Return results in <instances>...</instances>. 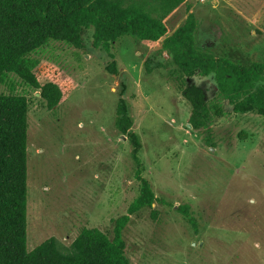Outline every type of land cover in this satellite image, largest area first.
Here are the masks:
<instances>
[{
    "label": "rangeland",
    "instance_id": "obj_1",
    "mask_svg": "<svg viewBox=\"0 0 264 264\" xmlns=\"http://www.w3.org/2000/svg\"><path fill=\"white\" fill-rule=\"evenodd\" d=\"M199 20L197 44L217 57L264 63V0H186L171 17L173 33ZM51 42L33 55L62 72L72 89L53 110L39 92L11 76L0 91L30 100L28 249L54 237L69 248L83 228L113 238L116 221L138 197L128 138L115 128L121 92L141 138L143 177L159 200L131 216L124 230L132 264H264V117L240 115L218 95L213 77L196 75L210 103L226 111L207 130L189 127L190 104L178 89L162 43L123 38L113 60L93 47ZM116 62L117 73L108 69ZM164 65V66H162ZM47 80H42L44 84ZM189 205L198 233L178 211Z\"/></svg>",
    "mask_w": 264,
    "mask_h": 264
},
{
    "label": "trees",
    "instance_id": "obj_2",
    "mask_svg": "<svg viewBox=\"0 0 264 264\" xmlns=\"http://www.w3.org/2000/svg\"><path fill=\"white\" fill-rule=\"evenodd\" d=\"M186 0H0V86L11 76L39 92L47 109L59 106L72 89L57 66L34 58L51 42L85 49L84 34L91 28L93 47L103 48L115 60L113 45L132 38L150 47L162 43L171 56L178 89L190 104L189 125L194 131L207 130L226 111L210 103L206 92L189 85L196 75L213 77L218 95L229 103L234 114L264 117V63H243L217 57L197 44L200 22L190 13L173 33L168 18ZM164 66V65H162ZM116 74V62L108 69ZM42 80H47L44 84ZM118 101L115 128L131 143V156L140 182L138 197L128 213L115 223L113 238L98 228H83L69 248L63 249L54 237L33 250L28 249V161L30 100L16 93L0 91V264H132L126 254L124 230L131 216L150 209L159 201L151 182L143 177L141 138L132 131L134 120L129 105ZM178 211L198 233V223L189 205Z\"/></svg>",
    "mask_w": 264,
    "mask_h": 264
},
{
    "label": "water",
    "instance_id": "obj_3",
    "mask_svg": "<svg viewBox=\"0 0 264 264\" xmlns=\"http://www.w3.org/2000/svg\"><path fill=\"white\" fill-rule=\"evenodd\" d=\"M40 95V94H39ZM189 127H191V125H189Z\"/></svg>",
    "mask_w": 264,
    "mask_h": 264
}]
</instances>
